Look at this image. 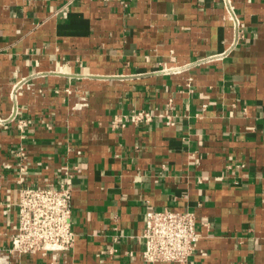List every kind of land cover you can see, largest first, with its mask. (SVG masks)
I'll return each instance as SVG.
<instances>
[{
	"label": "crops",
	"instance_id": "crops-1",
	"mask_svg": "<svg viewBox=\"0 0 264 264\" xmlns=\"http://www.w3.org/2000/svg\"><path fill=\"white\" fill-rule=\"evenodd\" d=\"M232 2L242 40L222 0H0V246L19 176L68 164L75 243L21 264H176L141 257L163 208L196 213L188 264H264V0ZM171 97L173 125H112Z\"/></svg>",
	"mask_w": 264,
	"mask_h": 264
},
{
	"label": "built area",
	"instance_id": "built-area-1",
	"mask_svg": "<svg viewBox=\"0 0 264 264\" xmlns=\"http://www.w3.org/2000/svg\"><path fill=\"white\" fill-rule=\"evenodd\" d=\"M229 11L238 39L243 38L241 21L234 11L232 0H222ZM17 83L11 92L16 100ZM173 98H169L165 111L151 113L146 109L133 111L131 114H116L113 126L124 127L129 121L133 123H149L153 116H164L167 125L174 124ZM16 107L14 113H16ZM29 120L19 118L15 125L23 132ZM23 137V133L21 134ZM78 154L82 153L77 149ZM12 155L23 157L26 151L20 145ZM12 167V164H5ZM26 163L17 164L22 172ZM74 167L64 164L55 174L57 181H43L29 184L24 175L19 176L21 185L15 202L17 222L9 233L6 246H0V264H21L20 256L37 254L56 261L62 252L69 251L76 238L72 227V188L70 180ZM143 248L141 257L149 263L165 262L188 264L199 240L196 213L189 209L174 210L170 208L148 209L145 212L141 229Z\"/></svg>",
	"mask_w": 264,
	"mask_h": 264
}]
</instances>
